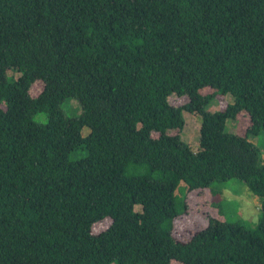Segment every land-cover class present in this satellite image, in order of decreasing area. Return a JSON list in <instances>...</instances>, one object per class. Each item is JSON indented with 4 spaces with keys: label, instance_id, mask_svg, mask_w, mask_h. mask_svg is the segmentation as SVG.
<instances>
[{
    "label": "trees",
    "instance_id": "16d2710c",
    "mask_svg": "<svg viewBox=\"0 0 264 264\" xmlns=\"http://www.w3.org/2000/svg\"><path fill=\"white\" fill-rule=\"evenodd\" d=\"M183 111L197 150L170 133ZM261 131L264 0H0V264H264ZM226 179L261 198L256 223L210 214L177 239L185 190Z\"/></svg>",
    "mask_w": 264,
    "mask_h": 264
},
{
    "label": "rangeland",
    "instance_id": "374dc122",
    "mask_svg": "<svg viewBox=\"0 0 264 264\" xmlns=\"http://www.w3.org/2000/svg\"><path fill=\"white\" fill-rule=\"evenodd\" d=\"M9 74L17 76L18 73L14 70H9ZM43 87L41 80H35L29 89L31 96H35ZM211 88L201 89L202 93L211 92ZM232 97L229 94L219 95L212 99L208 104V109L214 111L222 108L226 103L231 102ZM168 101L174 106L183 105L187 101L186 96H177L171 94L168 96ZM62 109L69 116H74L80 113L81 108L75 98L68 97L62 103ZM184 123L182 128L172 129L170 133L178 134L182 140L188 143L192 150H197L199 139V125L200 117L196 113H189L183 111ZM33 119L38 123L46 122V115L42 112L34 114ZM249 115L245 111L237 114L235 120H228L227 126L229 131L243 135L245 129L249 125ZM89 132L87 126H83L80 130L81 135H86ZM154 136L157 133H153ZM251 141L257 144L264 161V132L261 131L257 136L250 137ZM86 153L85 149H79L71 153L72 159L80 158ZM183 185V183H181ZM187 202L189 204V212L183 214L178 218L173 230L174 236L179 240H186L193 233L194 230L199 229L206 222V215L218 213L215 216L222 217L228 221H239L243 224L253 225L256 223L260 214L261 198L250 193L244 183L236 179H226L224 181H215L209 187L187 191L185 190ZM135 208H139L136 205ZM110 218L106 217L102 220L96 221L91 227L92 233H98L105 229L109 223ZM114 264V263H110ZM172 264H180L177 261H172Z\"/></svg>",
    "mask_w": 264,
    "mask_h": 264
}]
</instances>
